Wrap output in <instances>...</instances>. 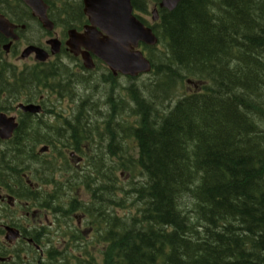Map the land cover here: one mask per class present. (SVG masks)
<instances>
[{"label":"trees","instance_id":"obj_1","mask_svg":"<svg viewBox=\"0 0 264 264\" xmlns=\"http://www.w3.org/2000/svg\"><path fill=\"white\" fill-rule=\"evenodd\" d=\"M150 27L147 79L70 125L96 153L77 170L46 155L33 174L49 187L32 193L53 220L42 244L63 264H264V0H181ZM33 76L71 90L56 67Z\"/></svg>","mask_w":264,"mask_h":264},{"label":"flooded vegetation","instance_id":"obj_2","mask_svg":"<svg viewBox=\"0 0 264 264\" xmlns=\"http://www.w3.org/2000/svg\"><path fill=\"white\" fill-rule=\"evenodd\" d=\"M44 1L48 5V17L51 19V16H54L57 20L54 22L56 27L47 32L42 29L31 9L21 0H0V16H2L0 21V264H63V255L49 254V250L53 247L42 244L45 234L42 220L47 221L52 216L50 209L40 205L43 204L40 197H37L39 202L35 200L34 192L47 188H44L43 182L37 181L33 174L36 170L39 175L42 173L45 166L41 161H47L44 159L46 155H59V153H63L68 163L76 170L81 169L80 166L85 162L84 156L94 155L96 147L83 139L82 128L77 129L74 135L70 125L93 122L77 117V110L81 104L99 106L101 101L104 105L109 104L106 92H102L100 95L104 93L105 95L99 99L98 95L89 90L88 84L97 83V77L82 78L86 76L84 73L93 72L87 71L82 64L83 48L80 47L72 52L66 45L70 39V32H76L79 36L84 34L85 28L89 25L88 17L84 13L83 0H60L54 3L52 0ZM138 1L139 8L134 7L136 18L145 26L148 23L145 17L148 16L152 23H156L160 17V10L163 9L159 6L161 0ZM147 3L152 7L151 12L149 7L147 8ZM154 8L157 12L156 22L152 19ZM33 32L37 34L35 38L31 37ZM103 36L104 33H101L98 38L102 39ZM51 38H57L61 42L57 54L50 53L52 45L50 46L48 42ZM31 45L48 52L46 61H38L35 53L22 55L25 48ZM91 58L94 64L99 61L93 53ZM63 66L72 70V73L67 74H78L74 80H70V83L86 85L84 91H76L75 88L73 93L70 92L73 95L71 101L67 100L66 90L63 91L61 87L56 85L51 90L53 81L51 82L49 77L42 82H36L35 85L24 81L27 78L34 80V70L49 72L52 67L58 68L65 75L61 69ZM107 73L110 72L105 71L103 74ZM101 84L106 89H112L113 79L102 80ZM117 97L121 98L120 92ZM21 106H32L34 110H23ZM57 109L61 110L60 116L54 117L53 114L57 113ZM9 126L11 129H8ZM6 130L11 132L9 136L4 137L3 133L8 132ZM38 141L42 142L33 144ZM64 141H67V144L62 145L61 142ZM20 147L30 154L29 161H23L22 166L15 163ZM33 156L37 159L33 160ZM8 166L11 170L6 171ZM19 178L22 184L18 181ZM26 185L30 189L29 197L23 193ZM73 217L76 218L77 226L81 228L82 215L74 213Z\"/></svg>","mask_w":264,"mask_h":264},{"label":"water","instance_id":"obj_3","mask_svg":"<svg viewBox=\"0 0 264 264\" xmlns=\"http://www.w3.org/2000/svg\"><path fill=\"white\" fill-rule=\"evenodd\" d=\"M38 16L44 28L51 29L53 24L46 16V4L42 0H23ZM181 0H161L159 6L173 10ZM84 11L88 15L91 26L86 27L85 33L77 35L70 32V39L67 44L75 52L81 45L95 53L104 60L114 71H121L124 74L135 75L138 72H145L150 69L148 60L134 47L139 41L146 44H154L156 37L150 28L144 25L133 15V7L130 0H84ZM157 19L156 10L152 11ZM0 17V21H1ZM98 28V29H97ZM101 32L105 33L102 39L98 38ZM52 53L59 51V42L56 39L50 40ZM35 52L38 60H45L46 52L35 46L27 47L22 55ZM84 63L92 67L90 55L87 51L83 54ZM23 110H34L32 106H21ZM8 129H11L9 126ZM8 131V130H6ZM4 131V132H6ZM11 131L3 133L10 135Z\"/></svg>","mask_w":264,"mask_h":264},{"label":"rangeland","instance_id":"obj_4","mask_svg":"<svg viewBox=\"0 0 264 264\" xmlns=\"http://www.w3.org/2000/svg\"><path fill=\"white\" fill-rule=\"evenodd\" d=\"M151 8L152 7H149V11H151ZM146 18V20L150 23L151 22V18H150V16H148V17H145ZM59 30L57 29V32H58ZM37 36V34L35 33V32H33L32 34H31V37L32 38H35ZM43 40V39H42ZM103 70H105L104 69V66L102 65V64H97V66H96V69H95V71L96 72H92V74L93 75H95L96 77H97V79H98V82L97 83H95L96 84V87L95 88H93L92 90H94L95 91V93L96 92H105L106 91V88L103 86V84H101V80H102V72H103ZM147 74H144L143 76H141V77H139V78H137V80H135V83L137 84V85H141L142 84V82L144 81V80H146L147 79ZM121 80H120V83L121 84H124V85H128V84H130V82H131V80H128V79H122V78H120ZM191 88H192V85H190V84H185L184 86H182L179 90L181 91H185V92H187V91H190L191 90ZM77 90H83L82 88H81V86L77 89ZM84 91V90H83ZM85 95H86V93H84ZM105 95V93L104 94H102V95H98L97 96V98L99 97V99H101V97L102 96H104ZM82 96H83V94H82ZM47 189H49V187L47 188ZM79 196H80V198L81 199H86V194L83 192V193H79L78 194ZM82 229L81 230H83V232H86V230H87V227L83 224L82 225V227H81ZM87 234V233H86Z\"/></svg>","mask_w":264,"mask_h":264}]
</instances>
